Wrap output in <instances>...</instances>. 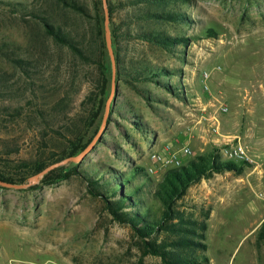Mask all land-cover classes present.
I'll return each instance as SVG.
<instances>
[{
  "label": "rangeland",
  "instance_id": "obj_1",
  "mask_svg": "<svg viewBox=\"0 0 264 264\" xmlns=\"http://www.w3.org/2000/svg\"><path fill=\"white\" fill-rule=\"evenodd\" d=\"M31 1L0 0V41L7 29L18 34L24 30L6 3ZM181 9L195 23L170 33L199 39L185 48L177 47L173 55L131 40L125 44V58H146L158 66L180 69L181 77L171 78L170 84L180 88L185 100L155 85L140 84L151 98L146 101L119 81L110 122L81 168L91 171L108 165L128 171L142 166L157 182L165 168L153 165L150 154L178 153L186 145L195 156L221 150L224 137L238 138L254 164L246 165L239 175L229 172L228 177L218 179H234L236 184L200 186L204 193L200 188L188 190L179 208L198 220L208 213L205 244L209 264H264V244L256 241L264 219V118L246 113L254 89L260 92L255 96H263L258 108H264V0H192ZM209 28L216 32L215 37L205 36ZM51 49L55 61L62 64V73L67 72L72 63L66 57L62 62V53ZM73 70L70 76L78 83ZM205 72L209 77L203 81ZM84 92L85 86L80 97ZM222 105L228 108L226 113L220 112ZM133 121L144 124V129H137ZM30 136H23L15 160L26 156ZM219 155L225 160L221 152ZM190 158L180 156L182 162ZM256 168L262 169L260 179ZM34 186L0 187V264H161L157 257L141 258L129 228L112 222L80 179Z\"/></svg>",
  "mask_w": 264,
  "mask_h": 264
},
{
  "label": "trees",
  "instance_id": "obj_2",
  "mask_svg": "<svg viewBox=\"0 0 264 264\" xmlns=\"http://www.w3.org/2000/svg\"><path fill=\"white\" fill-rule=\"evenodd\" d=\"M106 1L116 85L123 81L146 101L151 98L140 84L155 85L185 100L180 88L170 84L171 78L181 77L180 69L158 66L146 58L126 60L125 44L138 40L170 55L177 47H187L199 37L171 34L170 30L195 23L181 9L192 0ZM6 5L24 30L18 34L7 29L0 41V180L22 184L88 145L104 114L112 72L101 0H32ZM205 36L215 37L216 32L209 28ZM51 47L62 53V62L66 57L72 63L67 72L62 73ZM72 70L78 83L70 76ZM60 71L61 75H55ZM113 111L112 104L107 124ZM133 124L144 129L140 122ZM26 134L31 135L27 154L15 160ZM219 153L214 148L179 167L167 168L157 182L142 166L120 171L100 165L89 171L80 162L47 173L33 188L78 178L87 193L102 203L112 222L129 228L141 258L157 257L161 264H209L205 244L208 213L202 220L195 219L179 203L201 180L224 172L239 175L248 165L221 160ZM256 241L264 244V219Z\"/></svg>",
  "mask_w": 264,
  "mask_h": 264
},
{
  "label": "water",
  "instance_id": "obj_3",
  "mask_svg": "<svg viewBox=\"0 0 264 264\" xmlns=\"http://www.w3.org/2000/svg\"><path fill=\"white\" fill-rule=\"evenodd\" d=\"M102 1V6H103V12H104V35H105V43H106V48L107 52L109 55L110 59V64H111V89H110V94L109 97L105 103V110L104 114L101 120L100 127L98 131L96 132L95 136L92 138V140L88 143V145L76 156H71L65 159H62L56 163H53L49 166H47L45 169H43L41 172L29 177L25 183L23 184H12V183H7L2 180H0V187L4 188H13V189H25L34 185L39 184L41 179L49 172L58 169L60 167H65L70 164H78L86 158V156L94 149L98 141L100 140L104 129L107 125V119L110 113V108L111 104L113 103V98L115 94V88H116V82H115V74H116V68H115V59H114V53L112 49V44H111V36H110V28H109V14H108V9H107V1L106 0H101Z\"/></svg>",
  "mask_w": 264,
  "mask_h": 264
},
{
  "label": "built area",
  "instance_id": "obj_4",
  "mask_svg": "<svg viewBox=\"0 0 264 264\" xmlns=\"http://www.w3.org/2000/svg\"><path fill=\"white\" fill-rule=\"evenodd\" d=\"M208 77V73L205 72L202 76L203 81H206ZM203 87L206 90L208 89L206 84H204ZM219 110L222 113H226L228 108L222 105L219 107ZM213 132L215 134L217 133L216 128L213 129ZM223 141H225V146L221 148L220 152L224 156L225 160L254 164V161L249 154L248 148L243 145L238 138L224 137ZM180 156L190 158L193 156V152L188 146L184 145L178 153L165 150L162 153L154 152L150 154L149 157L154 164L167 169L171 167H179L182 164ZM151 171V169L148 170V172Z\"/></svg>",
  "mask_w": 264,
  "mask_h": 264
},
{
  "label": "crops",
  "instance_id": "obj_5",
  "mask_svg": "<svg viewBox=\"0 0 264 264\" xmlns=\"http://www.w3.org/2000/svg\"><path fill=\"white\" fill-rule=\"evenodd\" d=\"M251 93H252L251 99L253 98V100L250 103V105L248 107H246V113L249 116H251L252 118L255 117V118L263 119L264 118V108H260V109L258 108V105L261 104V102H262V101H258V100H259V98H262L263 96H261L260 94H257L255 96L256 93H260L257 89L252 90ZM254 99H256V100L254 101ZM213 141L217 142V141H220V140L219 139H215ZM153 165H156V164L153 163ZM256 169H257L258 178L259 179L262 178L263 177L262 176L263 175L262 169L261 170L260 169L258 170V168H256ZM230 174L231 173H229V172H226L224 174H215L211 179H207V180L203 179V180H201L199 182V184H195V185L191 186L189 188V190L192 191V189H194V188H200L201 192L204 193L205 190L203 188H201L200 186H206V185H209V184H236L234 182L235 181L234 179H233V181H229V182H219L218 181V179L222 178V176L228 177ZM245 184H248V182L245 183ZM207 191H209V190L207 189L206 193H207Z\"/></svg>",
  "mask_w": 264,
  "mask_h": 264
}]
</instances>
